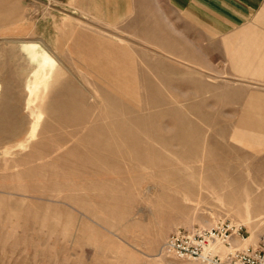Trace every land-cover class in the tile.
I'll return each mask as SVG.
<instances>
[{
    "label": "rangeland",
    "instance_id": "374dc122",
    "mask_svg": "<svg viewBox=\"0 0 264 264\" xmlns=\"http://www.w3.org/2000/svg\"><path fill=\"white\" fill-rule=\"evenodd\" d=\"M138 26L0 0V264H196L164 241L223 220L264 238V80L230 77L225 37ZM30 43L57 61L33 94Z\"/></svg>",
    "mask_w": 264,
    "mask_h": 264
},
{
    "label": "crops",
    "instance_id": "0c3cea01",
    "mask_svg": "<svg viewBox=\"0 0 264 264\" xmlns=\"http://www.w3.org/2000/svg\"><path fill=\"white\" fill-rule=\"evenodd\" d=\"M52 2L63 14L71 18H92L110 26L137 24L138 30L148 31L151 29L150 23L153 19L157 25L172 23L174 30H181L183 22L190 29L199 30L210 36L225 37V62L229 64V68L231 64L238 72L237 75L230 77L264 80V0H52ZM231 71L229 69V72ZM252 92L256 94L250 97L253 102L262 100L258 95L264 98V92ZM245 127L248 132H264L263 106L249 115ZM226 198L228 196H225Z\"/></svg>",
    "mask_w": 264,
    "mask_h": 264
},
{
    "label": "built area",
    "instance_id": "2783aa9c",
    "mask_svg": "<svg viewBox=\"0 0 264 264\" xmlns=\"http://www.w3.org/2000/svg\"><path fill=\"white\" fill-rule=\"evenodd\" d=\"M247 238L241 224L223 220L211 228H176L164 241L162 251L166 256L196 264H264V238L254 246L243 244ZM219 246L225 248V253L216 250Z\"/></svg>",
    "mask_w": 264,
    "mask_h": 264
},
{
    "label": "bare ground",
    "instance_id": "6f19581e",
    "mask_svg": "<svg viewBox=\"0 0 264 264\" xmlns=\"http://www.w3.org/2000/svg\"><path fill=\"white\" fill-rule=\"evenodd\" d=\"M23 44V43H22ZM28 50L32 53L33 57L36 58H40V65L38 66V69L35 72V83H33L34 85H30L29 86V91L30 94H33L36 92L37 85H41L43 87L44 90H47L49 88V86L52 83V79H50L51 74L54 72V69L56 68L57 65V61L50 55H48L46 52L42 51V49L40 48L39 44L37 43H30ZM56 72V71H55ZM60 75V74H59ZM40 81V82H39ZM55 81V80H54ZM55 85V84H54ZM40 117H37V121H39ZM35 128H32V134L34 132ZM244 228L245 224H241ZM249 236L248 238L243 242V244L246 245H251L249 242ZM222 246H219L216 250L218 252L221 253H225V248L222 247L224 249V251L220 250L219 248H221Z\"/></svg>",
    "mask_w": 264,
    "mask_h": 264
}]
</instances>
